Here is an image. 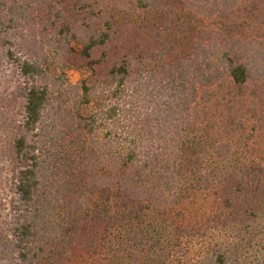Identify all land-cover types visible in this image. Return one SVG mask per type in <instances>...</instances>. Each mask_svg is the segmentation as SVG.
Returning a JSON list of instances; mask_svg holds the SVG:
<instances>
[{
	"label": "trees",
	"instance_id": "trees-1",
	"mask_svg": "<svg viewBox=\"0 0 264 264\" xmlns=\"http://www.w3.org/2000/svg\"><path fill=\"white\" fill-rule=\"evenodd\" d=\"M246 1L0 0V69L14 67L10 96L22 101V120L8 127L12 220L0 233L17 264H75L78 256L162 264L164 251L168 259L184 240L208 236L207 224L189 216L199 197L214 198L209 221L225 231L264 208V161L209 142L193 110L200 92L223 80H264L262 44L225 26L196 30L182 52L167 38L179 17L225 18ZM154 12L162 47L125 55L96 86L119 18L143 22ZM101 49L92 74L72 83V57ZM201 264L231 261L215 243Z\"/></svg>",
	"mask_w": 264,
	"mask_h": 264
},
{
	"label": "rangeland",
	"instance_id": "rangeland-1",
	"mask_svg": "<svg viewBox=\"0 0 264 264\" xmlns=\"http://www.w3.org/2000/svg\"><path fill=\"white\" fill-rule=\"evenodd\" d=\"M143 16V22L138 18L132 22L123 16L119 18L117 37L105 49L107 57L97 68L99 74L93 77L96 86L102 85V71L107 72L114 62L121 60L125 55L135 54L140 49L148 52L162 47L165 35L161 33L162 35L157 36L155 32V29L162 26L160 13H145ZM179 21L175 34L167 36L176 46L177 52L188 50L189 40L196 30L220 29L224 26L230 33L262 44L264 48V0L240 3L235 9L227 12L225 18L188 13L179 17ZM141 25L146 27L140 28ZM103 54L101 49L87 60L79 55L72 57L66 70L68 79L72 83H78L89 77L93 72L91 65L94 61L102 60ZM17 80L14 67L4 62L0 69V233L3 237L9 233L12 220L13 191L11 166L7 157L11 133L8 127L11 119L18 123L22 120V101H12L10 96ZM5 96L8 99L4 101ZM193 110L198 123L196 129L206 134L211 139L209 142H230L235 155L242 161L248 157L264 161V80L243 86L236 85L230 79L223 80L211 88L202 90ZM213 199L211 196L208 199L202 196L196 199L194 204L187 205L191 209L189 216L190 213L193 214L190 218L207 224L208 236L195 234L194 237L184 240L168 259L167 251H164L162 264H201L208 249H212L215 243L221 244L229 253L231 264H264V208L261 204H257L255 208V217H248V220L245 219L236 225L232 223L225 231L221 220L209 221L211 207H214ZM219 202L218 200L216 204L222 205ZM5 240L0 237V264H17L12 244L6 245ZM87 259L78 256L75 264H90ZM95 264H102V257Z\"/></svg>",
	"mask_w": 264,
	"mask_h": 264
}]
</instances>
